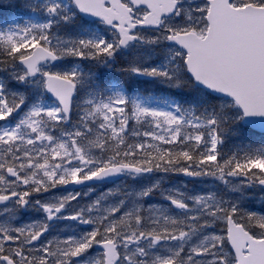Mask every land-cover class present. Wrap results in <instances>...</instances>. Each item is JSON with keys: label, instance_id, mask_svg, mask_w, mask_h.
<instances>
[{"label": "snow or ice", "instance_id": "6c2138e0", "mask_svg": "<svg viewBox=\"0 0 264 264\" xmlns=\"http://www.w3.org/2000/svg\"><path fill=\"white\" fill-rule=\"evenodd\" d=\"M4 8L0 264H264V0Z\"/></svg>", "mask_w": 264, "mask_h": 264}, {"label": "rangeland", "instance_id": "374dc122", "mask_svg": "<svg viewBox=\"0 0 264 264\" xmlns=\"http://www.w3.org/2000/svg\"><path fill=\"white\" fill-rule=\"evenodd\" d=\"M2 12H3V14H0V19L3 18L2 16H6L8 14L7 11H2Z\"/></svg>", "mask_w": 264, "mask_h": 264}, {"label": "trees", "instance_id": "16d2710c", "mask_svg": "<svg viewBox=\"0 0 264 264\" xmlns=\"http://www.w3.org/2000/svg\"><path fill=\"white\" fill-rule=\"evenodd\" d=\"M4 9H6V8H4ZM4 9H2V10H4ZM2 10L0 11V14H1ZM5 11H7V10H5Z\"/></svg>", "mask_w": 264, "mask_h": 264}]
</instances>
